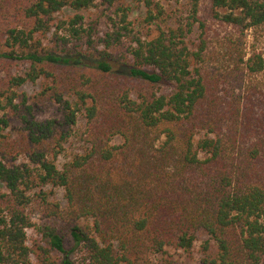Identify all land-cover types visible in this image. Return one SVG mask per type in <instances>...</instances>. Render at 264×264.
Returning <instances> with one entry per match:
<instances>
[{"label":"trees","instance_id":"1","mask_svg":"<svg viewBox=\"0 0 264 264\" xmlns=\"http://www.w3.org/2000/svg\"><path fill=\"white\" fill-rule=\"evenodd\" d=\"M262 45L264 0H0V264H264Z\"/></svg>","mask_w":264,"mask_h":264},{"label":"rangeland","instance_id":"2","mask_svg":"<svg viewBox=\"0 0 264 264\" xmlns=\"http://www.w3.org/2000/svg\"><path fill=\"white\" fill-rule=\"evenodd\" d=\"M125 1H128V0H125ZM131 7L133 8V12L132 14L130 15V19L135 23V28L136 30H138L139 32H146V28L144 27V25L142 24V18L144 17V8L141 7H138L136 5H131ZM176 9V7H173L172 10ZM73 11L69 10V9H65L59 17H69V16H72L73 15ZM84 16L86 18H92L94 16V10H89L87 12H83ZM262 49H263V52H264V45H262ZM3 76V73L0 71V78ZM38 89V86L37 85H31V84H28L26 86H24L23 88H21L20 90L27 93V94H32L33 92H35L36 90ZM121 142V139L119 138H116L114 140V143H120ZM61 162H63V160H61ZM54 201L55 200H62V190L60 189H57V190H54V196L51 197ZM90 221H87L85 222V224H89ZM28 234L30 236H33V234L31 232H28ZM207 240V237L203 234V233H200L197 237V240L195 242V246H194V254H193V258L192 259H188V258H185V256H182V257H177L179 258V261L181 264H197V260L200 256V248H201V245L202 243Z\"/></svg>","mask_w":264,"mask_h":264}]
</instances>
